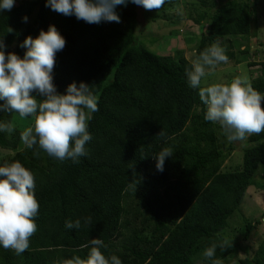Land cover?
<instances>
[{
	"label": "trees",
	"instance_id": "1",
	"mask_svg": "<svg viewBox=\"0 0 264 264\" xmlns=\"http://www.w3.org/2000/svg\"><path fill=\"white\" fill-rule=\"evenodd\" d=\"M194 1L187 15L201 25L198 43L191 47L194 56L216 42L226 49L229 61L242 55L246 67L259 65V74L252 79L250 73L249 80L264 96V59L251 63L247 46L240 49L239 44L237 54L233 49L236 38L252 33L251 0ZM45 3L15 0L10 11L0 13L5 55L23 58L24 40L55 26L66 41L55 55L52 76L57 91L64 94L73 82L77 87L84 83L98 97L99 110L87 122L92 136L85 145L87 155L75 163L49 156L38 144L28 148L20 134L33 119L0 111V123L14 126L11 133L0 131V148L8 152L3 162L19 161L32 172L40 206L29 248L16 255L0 246V264L86 259L92 239L102 240V254L115 255L122 264H196L197 259L229 264L235 251L245 255L238 264H264V238L252 254L247 243L264 219L238 226L228 221L247 191L254 195L262 190L252 181L258 170L264 179V131L247 137L241 146L242 164L232 170L235 141L227 140L219 123L205 120L206 106L198 89L189 86L185 70L192 63L184 51L159 55L138 41L152 33L147 30L151 28L158 35L178 37L180 27L174 23L183 21L178 0H166L153 10L128 2L115 8L120 23L100 24L59 14ZM164 148L173 155L165 159L161 172L154 158ZM230 157L232 163L225 167ZM88 217L90 223L85 222ZM76 220L78 229L65 227ZM229 229L233 237L226 233ZM85 244L89 247L83 248ZM213 244L214 257L205 258L204 251Z\"/></svg>",
	"mask_w": 264,
	"mask_h": 264
},
{
	"label": "clouds",
	"instance_id": "2",
	"mask_svg": "<svg viewBox=\"0 0 264 264\" xmlns=\"http://www.w3.org/2000/svg\"><path fill=\"white\" fill-rule=\"evenodd\" d=\"M128 2L153 10L162 8L166 0H46L45 6L65 16L74 15L77 20L88 24H100L120 23L115 8L126 6ZM14 4L15 0H0V10L10 11ZM23 19L27 21V17ZM65 45V39L52 25L46 32L41 30L35 39L28 36L24 40L20 45L26 49L23 58L11 52L6 56L5 45L0 40V101H3L0 111L33 119V125L20 134L28 148L38 144L49 156L61 162L71 159L75 163L79 157L87 155L85 145L92 139L87 122L99 110L98 97L84 83L77 87L73 82L64 94L57 91L52 72L55 55ZM225 52L219 42L213 43L200 52L191 69L185 72L189 86L198 89L200 101L206 106L205 120L219 123L229 142L244 141L249 135L264 131V108L261 106L264 96L254 90L247 76H238L229 84L214 83L201 87L203 77L211 75L220 63H228ZM0 131L11 133L14 126L0 123ZM172 155L170 148H164L154 158L157 170L162 172L165 159ZM34 189L32 172L19 161L0 166V246L14 250L16 255L29 248L30 237L37 231L34 218L40 206ZM85 222L90 223L91 217ZM65 227L78 229L80 220L75 223L67 221ZM90 244L86 259L75 256L64 260L63 264H122L117 256L106 258L102 254L100 249L105 247L102 240L92 239ZM82 247L88 248L89 245ZM216 247L213 244L207 248L204 257L213 258ZM213 264L221 262L217 259Z\"/></svg>",
	"mask_w": 264,
	"mask_h": 264
},
{
	"label": "rangeland",
	"instance_id": "3",
	"mask_svg": "<svg viewBox=\"0 0 264 264\" xmlns=\"http://www.w3.org/2000/svg\"><path fill=\"white\" fill-rule=\"evenodd\" d=\"M194 0H178L180 12L183 21H176L174 24L179 28L178 37L175 39L172 34L169 35L167 32L158 35L156 33L157 29H147L152 31V33H147L141 39L139 38V43L142 46H145L146 49L155 52L159 55H174L175 52L179 49L184 51V56L192 63L197 57L193 55V51H191V47L194 50L196 47V43H198V36L201 31V25L198 26L193 23L192 19H190L187 15L189 14V9L191 4L194 3ZM251 6L255 13V19L252 24L251 35L248 37L236 38L233 42L234 50L236 51L240 47L247 46L249 50V60L251 63H258L264 59V0H251ZM4 10H0V13ZM195 11V10H194ZM193 13V12H192ZM194 14V13H193ZM140 23H142V19L139 18ZM148 26V25H147ZM170 28V27H169ZM252 37V38H251ZM174 38V39H173ZM187 38H190V42L187 43ZM171 39H173L171 41ZM171 46H170V45ZM170 49L168 50V48ZM243 56L237 54V59L235 61H228V63H220L217 65L216 69L212 72L211 75H206L202 78L201 87L208 86L214 83H226L229 84L231 81L240 76H247L249 78V74L251 73V78L255 79L259 74V65L253 66L251 68L246 67V64L243 60ZM207 72V68H206ZM22 122L25 120L22 119ZM245 141V140H244ZM244 141H235V145L237 146L236 151L233 153L232 162L233 164L232 170L237 166L242 164L243 158V149L242 144ZM8 154L7 151L1 150L0 148V166H3L5 163L3 162L2 157ZM6 156L4 158V161ZM230 159H227L224 163V166H229L231 163ZM262 170V167H260ZM262 172L260 170L257 171L252 182H256L261 186L260 191L255 193L254 195H246L239 207V209L234 213L230 221V224H243L244 221L252 220L261 222L264 219V179L261 177ZM259 186V187H260ZM249 188H252L250 186ZM260 189V188H259ZM263 222V221H262ZM259 223L258 231H253L250 234V237L247 241L248 245H250L252 254L256 250V245L260 243V241L264 238V223ZM229 236L233 237V229L225 230ZM245 255L240 251H235L233 255L230 257L229 264H238L237 259L243 258ZM196 264H205L199 259L196 260Z\"/></svg>",
	"mask_w": 264,
	"mask_h": 264
}]
</instances>
